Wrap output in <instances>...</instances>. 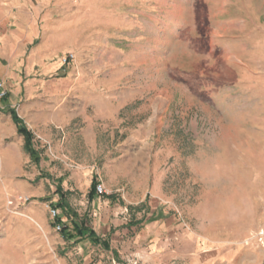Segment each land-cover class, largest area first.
Instances as JSON below:
<instances>
[{
    "label": "rangeland",
    "instance_id": "374dc122",
    "mask_svg": "<svg viewBox=\"0 0 264 264\" xmlns=\"http://www.w3.org/2000/svg\"><path fill=\"white\" fill-rule=\"evenodd\" d=\"M41 6L107 30L124 52L133 45L130 63L85 70L83 83L116 78L97 91L111 97L102 109L120 111L103 123L132 131L80 153L61 132L39 150L33 137L48 155L39 164L6 139L0 264H264V0H0V31ZM3 82L10 95L14 82ZM9 95L0 111H16ZM94 183L106 192L99 209L88 200ZM18 196L30 201L11 205ZM60 199L68 232L86 223L102 244L55 231Z\"/></svg>",
    "mask_w": 264,
    "mask_h": 264
},
{
    "label": "crops",
    "instance_id": "0c3cea01",
    "mask_svg": "<svg viewBox=\"0 0 264 264\" xmlns=\"http://www.w3.org/2000/svg\"><path fill=\"white\" fill-rule=\"evenodd\" d=\"M43 8L41 6L39 10L36 7L34 13L30 11L29 14L20 15L19 27L15 30L0 31V81L14 82L5 108L16 110L14 112L33 134L37 150L50 146L59 132L63 133L62 139L66 142L67 149L77 148L76 152L80 153L85 149L96 150L105 139L112 143L117 133L132 131L129 128L121 129L115 124L103 123L120 111L102 109L112 102L109 99L111 97L108 93L105 96V93L97 91L112 90L116 78L104 77L103 81H97L101 77L91 75L88 87L83 83L85 70L93 74L99 69L109 68L108 71L111 72L112 69L124 66L130 61L126 52L135 49L133 45L120 47L128 49L124 52L118 49L115 39L107 30L100 29L98 31L102 32L95 33L91 28L87 32L82 29L83 23L80 28L79 19L60 16L55 18L53 11L50 12L48 8L46 10L49 12L43 14ZM21 21L24 22L25 29L20 27L23 26ZM66 53L75 55L74 65L67 73L61 68L63 66L59 61L60 56ZM15 65L16 69L13 68ZM23 72H28L32 78L23 81ZM97 93L99 95L95 98ZM87 104H96L99 109L89 115L86 111ZM11 112L0 111V146L3 144L2 148H6V139L12 138L14 142L11 147H24L25 138L18 134ZM67 153L69 157L74 156L73 150H67ZM40 156L42 161L47 160L46 152ZM28 158L32 160L30 156ZM40 167L43 174H46L47 170ZM102 199L97 193L88 198L89 203L98 209L102 205L107 206ZM63 203L67 209L70 207V204Z\"/></svg>",
    "mask_w": 264,
    "mask_h": 264
},
{
    "label": "trees",
    "instance_id": "16d2710c",
    "mask_svg": "<svg viewBox=\"0 0 264 264\" xmlns=\"http://www.w3.org/2000/svg\"><path fill=\"white\" fill-rule=\"evenodd\" d=\"M11 115L14 123L17 125L19 135L25 137L26 140L24 145L25 152L31 157L34 163L39 164V162L41 161V157L39 156L40 154L39 151L33 148V144H32V140L34 137L33 134L30 131H28L27 127L24 125L22 120L17 116V114L14 111L11 112ZM96 187L97 184L94 183L89 193L90 197H92V195L96 193ZM55 208L56 209L61 208L63 211L67 210V207L62 202V199H60L58 205ZM85 224L86 223L79 224L77 222H74L73 223L74 234L71 235V233L64 231L63 232L64 238L68 241L75 239L83 240L85 238H90L94 245L102 244L103 243L102 238L98 237V235L95 233L94 230L87 228ZM104 245L106 246V248H109L107 242H104Z\"/></svg>",
    "mask_w": 264,
    "mask_h": 264
},
{
    "label": "built area",
    "instance_id": "2783aa9c",
    "mask_svg": "<svg viewBox=\"0 0 264 264\" xmlns=\"http://www.w3.org/2000/svg\"><path fill=\"white\" fill-rule=\"evenodd\" d=\"M75 60V55L73 53H68L61 59V63L63 67H68L72 62ZM9 88L7 84L3 81H0V101L5 99L9 95ZM96 193L99 196H103L106 192L104 189V186L101 184H97L96 187ZM30 201V197H23V196H18L14 200L11 201V205L17 204H23L27 203ZM51 216L53 220H55V231L58 233H63L64 231H68V226L65 224V221L61 219V215L59 213V210L56 208L51 209L50 211Z\"/></svg>",
    "mask_w": 264,
    "mask_h": 264
}]
</instances>
